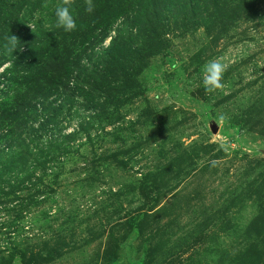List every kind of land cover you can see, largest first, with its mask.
<instances>
[{
	"label": "rangeland",
	"instance_id": "obj_1",
	"mask_svg": "<svg viewBox=\"0 0 264 264\" xmlns=\"http://www.w3.org/2000/svg\"><path fill=\"white\" fill-rule=\"evenodd\" d=\"M61 1L25 6L30 28H50ZM79 2L82 30L99 11ZM225 2L228 22L211 30L203 20L180 29L175 4L162 47L123 54L121 90L101 75L100 52L122 15L142 24L145 0H123L108 30L94 24L71 47L81 66L50 97L52 131L99 116L49 169L24 177L20 197L1 193L0 264H264V0ZM214 58L228 66L225 87L208 93Z\"/></svg>",
	"mask_w": 264,
	"mask_h": 264
},
{
	"label": "trees",
	"instance_id": "obj_2",
	"mask_svg": "<svg viewBox=\"0 0 264 264\" xmlns=\"http://www.w3.org/2000/svg\"><path fill=\"white\" fill-rule=\"evenodd\" d=\"M94 1L99 14H93V20L88 21L82 30L77 26L75 31L65 32L55 26L57 21L50 24V28L39 24L30 28L22 10L35 0H0V195L15 191L14 198L20 197L17 191L24 177L30 182V174V178L38 176H33L37 166L49 169L47 165L58 160L56 151L65 152L82 131L86 132V137L89 136L88 124L94 122L95 115H98L94 112L88 122L81 121L72 131L61 135L53 133L54 126L58 125V113L54 106L51 107L53 98L50 97L58 94L72 71L81 66V57L72 54L71 47L90 41L92 36L89 32L94 24L103 33L108 30L114 23L110 14L112 8L118 6L120 10L123 5V0ZM76 2L77 14L73 16L81 25L82 3ZM175 4L179 11L174 17H179L177 23L184 31L202 20L208 30L216 25L224 27L228 22L225 0H145L144 11L137 14L142 24L139 26L135 18L125 13L114 28L109 44L100 52L103 58L101 75L106 73L108 78H112L110 82H118L117 90L125 88L131 79L130 74L125 78L123 75L117 77L116 66H123V54L130 51L129 56L134 60L136 54L146 52L151 56L156 47H162L155 40L164 34V26H170V22L164 23V19ZM11 36L18 40L13 51L9 42ZM34 186L31 185L30 189ZM28 202L34 203L32 195Z\"/></svg>",
	"mask_w": 264,
	"mask_h": 264
},
{
	"label": "clouds",
	"instance_id": "obj_3",
	"mask_svg": "<svg viewBox=\"0 0 264 264\" xmlns=\"http://www.w3.org/2000/svg\"><path fill=\"white\" fill-rule=\"evenodd\" d=\"M73 4L74 0H62L61 5L55 9V16L57 18L56 26L63 28L65 32H72L77 29L76 20L70 11ZM85 4V11L92 13L95 9L92 0H85ZM9 42L12 45L11 50L13 51L18 43L17 37L11 36ZM227 67L219 58L211 59L203 66V86L206 92L213 93L225 87L222 80Z\"/></svg>",
	"mask_w": 264,
	"mask_h": 264
}]
</instances>
